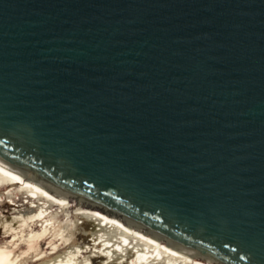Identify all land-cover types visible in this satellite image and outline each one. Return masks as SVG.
<instances>
[{
    "label": "water",
    "instance_id": "water-1",
    "mask_svg": "<svg viewBox=\"0 0 264 264\" xmlns=\"http://www.w3.org/2000/svg\"><path fill=\"white\" fill-rule=\"evenodd\" d=\"M0 156L264 264V0H0Z\"/></svg>",
    "mask_w": 264,
    "mask_h": 264
},
{
    "label": "bare ground",
    "instance_id": "bare-ground-1",
    "mask_svg": "<svg viewBox=\"0 0 264 264\" xmlns=\"http://www.w3.org/2000/svg\"><path fill=\"white\" fill-rule=\"evenodd\" d=\"M11 186L30 190L33 193H40L34 197L42 208L47 211L56 209L52 213L53 215L58 213L60 215H58V219L74 221L68 227L72 231L74 228L79 231V234L77 233L78 236H73L74 234L70 230H68V233L62 232V230L60 232L53 231L52 233L57 237L56 239L60 240L61 246L57 247L56 242H49L43 245V248H37L42 250L40 255L43 257L48 252L53 251L55 247L62 248L63 244L68 242L69 247L61 249L58 252V256L52 257L54 259L53 262L56 261L58 264H127L124 262V258L127 260L131 257H138L140 264L141 258L146 260L153 253L157 254L160 260H167L168 264H222L186 246L184 243L165 237L124 214L107 209L105 206H101L91 200H86L81 195H74L60 189L46 179L25 171L0 156V190ZM46 190H49L52 194ZM70 196L90 203L95 208H88L81 202L73 205L68 200ZM67 204H70L69 207ZM51 217L54 218L52 215ZM61 228L64 229L62 225ZM161 238L169 241L168 244H163L160 241ZM85 240L87 241L85 242ZM77 247L79 249L82 248V251L84 248L86 250L90 249V252L95 254L96 258L93 256L89 257L86 254L82 259L69 257L67 261L63 262L66 255L72 256ZM121 258L122 260L119 262ZM83 259L86 262H83ZM29 262L25 261L18 264H30L31 262ZM37 262L32 264H46L50 262V259L47 257L46 260H37ZM0 264L15 263L12 262V258L9 256H0Z\"/></svg>",
    "mask_w": 264,
    "mask_h": 264
},
{
    "label": "rangeland",
    "instance_id": "rangeland-1",
    "mask_svg": "<svg viewBox=\"0 0 264 264\" xmlns=\"http://www.w3.org/2000/svg\"><path fill=\"white\" fill-rule=\"evenodd\" d=\"M50 190V189H49ZM49 190H46L50 192ZM51 193V192H50ZM40 193H36L30 190H23L16 186H11L7 189L0 190V256H9L12 258V262L15 264L23 263L27 261L30 264L37 262V260H46L47 257L50 259L49 263L46 264H58L56 261L53 262V256H58V252L61 249L69 247L68 242L63 244L62 248H57L60 245V240H57L56 236L52 233L53 231L67 232L70 230L73 236H78L79 231L75 228L72 231L69 224H72V220H62L58 219L60 216L58 213L53 215V211L49 209L47 211L42 208L36 201L34 196H38ZM52 194V193H51ZM68 200L75 205L77 202H81L84 206L88 208H95L90 203L80 201L76 197H69ZM70 204H67L69 207ZM74 207V206H73ZM76 207V206H75ZM54 216V218L51 217ZM59 215V216H58ZM61 225L63 228H61ZM67 229V230H65ZM143 231V230H142ZM87 240H85L86 242ZM163 244L167 245L169 241L161 238ZM49 242H56L57 247L51 252H48L43 257H41V249L43 245ZM81 242H83L81 240ZM170 244V243H169ZM172 245V244H171ZM38 250V251H37ZM90 249L82 248L72 253V256L66 255L63 262L67 261L68 258L82 259L84 255L87 254L89 257L96 258V255L90 252ZM35 252L33 255L32 253ZM96 252V251H95ZM71 253V251H70ZM93 254V255H92ZM46 256V258H44ZM127 264H139L140 259L138 257H131L126 260ZM140 264H168L167 260H160L157 254L153 253L148 257V259L141 258ZM122 258L119 259L121 262ZM131 261V262H130ZM83 262H86L83 259ZM62 263V262H60ZM88 263V262H87ZM218 264V263H211Z\"/></svg>",
    "mask_w": 264,
    "mask_h": 264
}]
</instances>
